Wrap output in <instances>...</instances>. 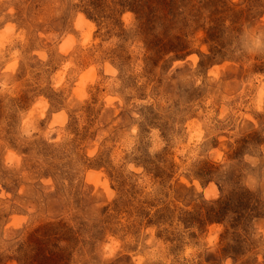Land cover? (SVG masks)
<instances>
[{"label": "rangeland", "instance_id": "1", "mask_svg": "<svg viewBox=\"0 0 264 264\" xmlns=\"http://www.w3.org/2000/svg\"><path fill=\"white\" fill-rule=\"evenodd\" d=\"M0 264H264V0H0Z\"/></svg>", "mask_w": 264, "mask_h": 264}, {"label": "trees", "instance_id": "2", "mask_svg": "<svg viewBox=\"0 0 264 264\" xmlns=\"http://www.w3.org/2000/svg\"><path fill=\"white\" fill-rule=\"evenodd\" d=\"M238 204L234 202L233 195L227 196L224 200H220L215 202L209 209H208V218L211 222H222L227 217L229 213H234L237 211ZM58 258V257H57ZM45 260H54L56 259L54 256L44 257Z\"/></svg>", "mask_w": 264, "mask_h": 264}, {"label": "clouds", "instance_id": "3", "mask_svg": "<svg viewBox=\"0 0 264 264\" xmlns=\"http://www.w3.org/2000/svg\"><path fill=\"white\" fill-rule=\"evenodd\" d=\"M11 27H12V26H11V25H9V26H8V29H9V30H11Z\"/></svg>", "mask_w": 264, "mask_h": 264}]
</instances>
